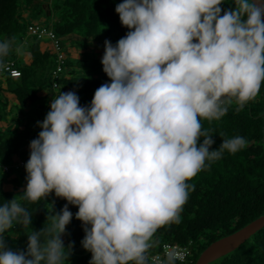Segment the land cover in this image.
Listing matches in <instances>:
<instances>
[{"label":"clouds","instance_id":"clouds-1","mask_svg":"<svg viewBox=\"0 0 264 264\" xmlns=\"http://www.w3.org/2000/svg\"><path fill=\"white\" fill-rule=\"evenodd\" d=\"M223 4L116 5L128 31L115 45L104 42L110 82L88 106L75 91L52 96L29 145L26 188L0 204V264H67L74 247L61 239L73 219L68 205L78 208L89 264H149L155 233L180 221L195 188L189 181L248 144L236 135L213 150L214 135L201 123L220 119L233 103L239 110L254 101L264 84V0H231L227 10ZM10 49V41L0 42V57ZM53 193L65 206L27 233L26 250L9 248L5 234L32 223L20 201L35 204ZM179 255L167 253L164 264Z\"/></svg>","mask_w":264,"mask_h":264},{"label":"trees","instance_id":"trees-1","mask_svg":"<svg viewBox=\"0 0 264 264\" xmlns=\"http://www.w3.org/2000/svg\"><path fill=\"white\" fill-rule=\"evenodd\" d=\"M120 2L122 0H0V42H11L9 53L0 57V79L4 82L0 83V164L9 168L6 172L0 168V204L21 195L26 188L29 145L41 131L38 122L46 117L31 119L29 109L33 103L40 100L42 104L38 108L48 113V100H52V96L59 91H75L80 105L88 106L95 90L110 82L103 72L101 60L105 40L115 45L128 31L115 12ZM229 7H232L231 0H225L222 8L227 10ZM32 9L46 16L55 15L49 25L35 23L53 30L60 39L65 57L57 79L52 78L57 57L50 40L37 39L28 32V26L33 23L29 19ZM27 34L31 37L29 42L26 41ZM64 37L71 44L79 43L83 50L80 58L71 57L78 50H66L62 42ZM91 41L101 45L97 47L99 53L94 49L89 54L87 43ZM86 53L90 55L88 58ZM6 63H12L20 76L12 78L4 71L1 67ZM54 83L55 88L52 87ZM42 92L44 97L39 94ZM237 107L233 103L220 119L202 120L201 123L214 135L213 150L220 147L222 138L236 135L248 141L247 147L236 154L225 152L220 160L210 162V166L189 181L195 188L189 193L180 221L160 228L152 238V247L147 254L162 253L166 244L177 245L186 251V258L176 260L175 264H194L212 242L264 214V84L254 101L239 110ZM19 159L23 162L21 168L15 165ZM20 202L32 213V223L27 228L16 225L11 234H5L6 243L12 250H26L27 233L41 230L51 209L52 214H56L67 203L56 198L54 193L35 204ZM68 207L73 219L61 239L66 249L70 243L74 247L67 264H89L91 253L81 245L83 226L75 219L78 208ZM162 259L164 264L166 257ZM149 264L153 263L149 261ZM209 264H264V227Z\"/></svg>","mask_w":264,"mask_h":264},{"label":"built area","instance_id":"built-area-1","mask_svg":"<svg viewBox=\"0 0 264 264\" xmlns=\"http://www.w3.org/2000/svg\"><path fill=\"white\" fill-rule=\"evenodd\" d=\"M28 32L31 36L36 37L37 39H43L46 38L50 40L53 50L56 53V61H57V66L56 69L52 73V78L57 79L59 73L62 71L63 67V61H64V54L62 50V46L60 44L59 38L55 35L53 30L51 29H46L44 26L38 25L36 23H32L28 26ZM4 69V71H7L10 73L12 78H17L20 76V73L18 70L12 67V63H6L1 67ZM53 88L56 87V83L53 84ZM44 119L40 120L39 122H42ZM18 167H23V162L19 159L18 162L15 164ZM0 168H2L5 172L8 171V167L1 165ZM169 252H176L179 253V257L176 260L183 261L186 258V251L177 245H163L162 247V253L160 254H154V255H148L149 261L153 264H163V257L167 256V253Z\"/></svg>","mask_w":264,"mask_h":264},{"label":"water","instance_id":"water-1","mask_svg":"<svg viewBox=\"0 0 264 264\" xmlns=\"http://www.w3.org/2000/svg\"><path fill=\"white\" fill-rule=\"evenodd\" d=\"M263 151H264V113H263ZM264 227V214L254 219L241 229L234 233L222 237L212 242L199 255L194 264H209L218 259L222 255L236 249L244 243L250 236L255 234L258 230Z\"/></svg>","mask_w":264,"mask_h":264},{"label":"rangeland","instance_id":"rangeland-1","mask_svg":"<svg viewBox=\"0 0 264 264\" xmlns=\"http://www.w3.org/2000/svg\"><path fill=\"white\" fill-rule=\"evenodd\" d=\"M29 14H30V16H29L30 22H33V23L40 22L42 24L49 25L51 23V21H53L55 19L54 14L51 16H46L45 14L36 11V9H32V11H30ZM30 39H31L30 35L27 34L26 41L29 42ZM62 42L64 43L65 48L68 51H72V49H74V50L82 49V47L79 46V43L78 44L77 43H73V44L69 43L67 37L62 38ZM87 46H89V48H90V50H88L89 54L93 53L94 51L92 52V50L97 49V47H101V45L97 44V41H91V42H89V44L87 43ZM82 52H83V50H81L80 52L78 51L76 53V55L80 54ZM95 52L99 53V50L97 49ZM89 54L86 53L85 57L88 58L90 56ZM76 55H73L72 57H74V56L76 57ZM0 83L4 84V82H2V79H0ZM39 104H42V103L40 100H37L36 102L33 103L32 107L29 109V110H31V116H30L31 119L37 120L38 118H41L47 114L42 109L38 108ZM7 117H9L8 114H7Z\"/></svg>","mask_w":264,"mask_h":264},{"label":"crops","instance_id":"crops-1","mask_svg":"<svg viewBox=\"0 0 264 264\" xmlns=\"http://www.w3.org/2000/svg\"><path fill=\"white\" fill-rule=\"evenodd\" d=\"M78 51L80 52L81 50H78ZM78 51H77V52H78ZM73 55H76V54H75V53H72L71 57H72ZM76 57L79 58V57H80V54L76 55ZM76 57L74 56L73 58H76ZM39 94L42 95V97H44V95H45L44 92L39 93ZM50 103H51V100H48V104H50Z\"/></svg>","mask_w":264,"mask_h":264}]
</instances>
